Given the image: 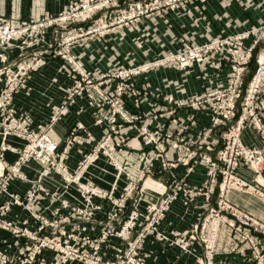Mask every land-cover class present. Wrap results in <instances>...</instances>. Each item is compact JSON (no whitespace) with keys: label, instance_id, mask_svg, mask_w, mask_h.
Here are the masks:
<instances>
[{"label":"built area","instance_id":"built-area-1","mask_svg":"<svg viewBox=\"0 0 264 264\" xmlns=\"http://www.w3.org/2000/svg\"><path fill=\"white\" fill-rule=\"evenodd\" d=\"M123 1L69 0L65 9L58 14H47L43 18L30 20L0 16V136L3 139L0 145V229L19 238L28 237L29 240L35 238L32 236L35 233H32L27 225L20 227L5 218L13 206H25L26 201L33 203L37 198L36 188L26 198L10 189L14 180L26 179L22 168L30 160H35L41 166V177L56 173L68 185H75L85 202L83 208H70L69 214L65 216L60 213V209H57L53 219H48L40 213H33L34 219L40 222L35 232H40L41 236L47 237L48 240V243L42 244L40 241L33 246L39 251L44 248L43 250L52 249L59 252L60 257L55 262L37 256H31L30 259L21 248L20 258L7 255L0 260V264H32L37 261L40 264H66L76 258L86 260L85 262L89 264H147L143 249L149 237L177 246L182 252H190L195 244L201 245L203 251L197 256L195 264H230L226 260L217 258L219 254L217 241L223 225H226L231 230L232 236L239 241V245L232 248L230 254L239 255L253 264H264V247L255 238L256 233L264 235L263 223L250 213L241 211L227 199L228 193L232 190H255L239 178L237 171L241 164L252 168L260 177V185L264 187V152L244 146L240 138L242 130L248 124H254L264 133L262 118L264 50L248 89L245 93L242 92L244 97H242V114L239 121L229 134L223 136V139L228 141L225 142L224 148L218 151L215 160L204 157L212 167L210 179L205 183L204 195L209 198L219 182L218 205L208 206L190 229L165 234L160 231L159 225L171 205L180 196L183 195L185 198L186 183L183 178L178 179L174 175L171 183L150 178L154 171L168 173L189 163V157L185 158V117L181 119L176 116L179 109L192 108V115L190 114L186 119L194 124L197 113L202 111L211 113L212 127L206 129L205 134L236 116V101L242 91L241 79L247 70L252 49L264 40V25L233 37H225L212 44H188L177 53L138 67L113 68L104 73L87 70L72 51L75 45L89 41L111 29L133 27L140 17L148 13L150 15L158 11L163 16L162 11L176 9L185 0L138 1L122 5L120 10L123 11L114 21L109 22L104 18L96 17L99 12L110 14L108 12L110 5L118 6ZM73 23L75 24L71 27ZM93 26L95 27L92 28ZM49 31L52 32V39L47 47L42 48L41 42ZM249 37L254 38L253 46L245 48L244 40ZM229 45L234 48L229 50L228 57H223L231 64L228 87L200 93L187 100L177 101L172 96H166L163 101L169 105V108L164 107V110L159 106L148 112H133L128 108L131 104L135 110L140 109L143 97L150 93L146 88L134 83V76L168 64H173L180 70H187L195 64L209 62L213 52L220 55L223 47ZM14 47L18 49L19 54L16 58H10V51ZM49 57L61 58L68 64L71 84L51 122L33 129L27 117L18 116L13 102L16 95L31 88L32 75L45 65ZM221 63L219 61V64ZM80 98H84L94 110L96 125L104 128V134L99 140L89 134L90 140L95 141L96 145L83 155L79 165L72 170L68 164L70 151L78 140L79 133L86 130L85 126L80 123L74 127L64 140V144L52 136V130L54 124L68 115ZM127 126L134 132V138L144 149V160L140 179L137 181L130 179L117 196L114 191L105 190L90 180H82L81 174L98 159L101 152L105 154L122 152L125 146H128V133L123 131ZM11 135L26 141L24 148L18 151L17 160L12 164L3 161L4 151L14 150L5 142ZM109 145L112 150L107 149ZM207 150L215 149L208 145ZM148 176L149 178H146ZM143 178L144 183L138 188ZM148 182L151 185L149 187ZM37 188H41L39 182ZM198 190V193H202L203 188ZM146 191L152 192L154 197L144 199ZM256 192L261 191L256 190ZM2 198L3 202H1ZM97 199L110 201L112 210L109 213L111 218L105 223L104 233L108 234L103 235L104 239H100V244L96 246L100 248L102 242L108 243L109 236L118 235L123 238L126 234L136 233L131 242L117 249L114 261H104L98 257L91 259L86 250L78 247V244H81L78 239L84 240L83 244L86 247L93 245L90 238L77 239L75 234L60 227V224L70 223L78 216L91 219L94 213L101 209L96 203ZM130 200H133L131 209L128 208ZM143 200H146L144 210L140 208ZM184 203L188 205L189 201ZM127 209H129L128 214ZM124 215H127L125 219ZM114 221L118 223L117 228ZM48 234H54L55 238L50 240ZM0 242H4L1 237Z\"/></svg>","mask_w":264,"mask_h":264},{"label":"crops","instance_id":"crops-1","mask_svg":"<svg viewBox=\"0 0 264 264\" xmlns=\"http://www.w3.org/2000/svg\"><path fill=\"white\" fill-rule=\"evenodd\" d=\"M68 2L69 0H0V16L21 20L39 18L46 12L59 13ZM262 22H264V0H209L205 5L200 2H190L175 11H169L165 17L157 16L143 20L137 30H124L85 44H77L72 51L87 69L104 72L114 66L140 65L167 53L176 52L185 41L204 43L209 37H226L247 31ZM51 39L52 32L49 31L41 42L42 48L47 47ZM138 43L142 44L139 46ZM250 43L251 39L247 44ZM18 54V49L14 47L10 51V58H16ZM68 71L67 64L61 58L49 57L45 65L32 75L31 88L16 95L13 102L14 108L18 116L28 118L33 129L39 125L49 124L57 107L65 99L71 84ZM229 74L230 66L226 63L219 68H212L205 64L194 65L186 71H179L174 67H163L144 73L137 77L135 82L139 87L148 88L150 93L140 109L135 110L131 104L128 108L133 112H148L153 110L154 106L163 104V98L167 95H172L176 99H186L205 89L226 86ZM182 114L186 116L187 112L184 111ZM197 119L198 126L194 128L193 133L210 122V117L205 113H198ZM80 123L86 130L79 133L78 140L71 148L68 164L72 170L96 143L90 140L89 134L99 140L104 134V128L96 125L93 109L84 98H80L71 112L54 124L52 130V136L64 144V140L70 135L72 129ZM128 133L131 141L128 142L129 146L125 153L118 155V158L130 172L129 174L136 177L140 170L142 150L134 138V132ZM242 138L247 146L264 149V138L255 127L245 128ZM5 142L14 150L6 149L3 161L12 164L17 160L18 151L24 148L26 141L11 135ZM2 143L3 139L0 136V145ZM22 171L26 179L11 182V191L26 198L36 188L38 189L37 198L33 203L26 201L25 206H13L5 216L7 220L16 225H27L29 228L36 229L40 222L34 219L33 213H40L48 219H53L57 209H60V213L65 216L69 214L70 208L85 206L84 199L75 185H67L56 173L41 177V166L35 160L28 161ZM177 172L182 173L183 168ZM184 175L179 176L181 178ZM238 175L248 182H252L254 176L245 165L239 166ZM206 176V167L200 165L186 181L190 186H201ZM84 178L105 190L114 191L117 196L127 183L125 176L119 177L115 167L104 156L89 168ZM38 182L40 189L37 188ZM216 197L217 194L213 204ZM229 199L242 210L264 221V203L259 198L252 194L232 191ZM3 201L2 198L1 202ZM184 201L185 198L182 195L171 205L159 225L161 232L170 234L172 231H186L197 223L205 210V198L197 197L188 205H185ZM96 203L101 206V209L94 213L92 219L78 216L70 223H65L63 227L71 233L81 235L100 234L109 220L112 205L110 201L101 199H97ZM141 206L144 210L145 203ZM128 210H126L127 214ZM126 216L124 215V219ZM0 237L4 240L0 242V259L7 255L19 254V250L26 245L24 239H18L1 229ZM260 243L264 247V240ZM112 244L126 246L127 241L114 238ZM237 245H239L238 239H235L231 230L223 225L219 234L217 258L226 260L230 264H252L239 255L230 254V250ZM103 249L107 259L114 258L112 248L104 246ZM143 250L147 264H195L197 256L203 251L201 245L195 244L192 253H185L168 242H159L155 237H149L146 240ZM44 256L48 260L55 258L49 251H46ZM69 264L82 263L71 261Z\"/></svg>","mask_w":264,"mask_h":264},{"label":"rangeland","instance_id":"rangeland-1","mask_svg":"<svg viewBox=\"0 0 264 264\" xmlns=\"http://www.w3.org/2000/svg\"><path fill=\"white\" fill-rule=\"evenodd\" d=\"M138 1H152V0H124L122 3H119V5H110V8L108 9V12L109 13H105V12H99L97 13L96 17L98 18H104L106 21H114L115 18H117L118 14L119 13H122L123 10H120L122 9V5H129L130 3H134V2H138ZM209 0H185V1H182L181 4H180V7H183L184 4L186 5L187 3H190V2H200L202 5H205ZM67 6V5H66ZM65 6V7H66ZM180 7L176 8V9H167L166 11H162L163 13V16H161V12H155L154 14L153 13H148V15H144L142 17H140L138 19V21L136 22L135 26L133 27H124V28H116V29H111L110 31H107L106 33L102 34V35H98L96 37H94L93 39H90L89 41H84V42H81L79 44H85V43H88L90 41H94V40H97V39H100V38H103L107 35H112L114 33H119V32H123L124 30H137L138 27H139V24L145 20V19H153L154 17H165L166 14L169 12V11H175L177 9H179ZM65 9V8H64ZM63 10V9H62ZM61 10V11H62ZM47 14H51L49 12H46L43 16L39 17V18H43L45 15ZM58 14V13H57ZM56 15V14H55ZM107 15V16H106ZM6 18H12V17H6ZM31 19V18H30ZM29 19V20H30ZM75 23H73L71 25V27L74 25ZM264 25V22L260 23L258 26H263ZM258 26H254L253 28L247 30V31H243V32H240V33H236V34H233V35H229V36H226V37H233V36H236L238 34H242V33H245V32H248ZM95 26H93L92 28H94ZM225 37H209V39L204 42V43H197L195 41H185L182 45V47L179 49L181 50L184 46L188 45V44H191V45H205V44H212L214 43L215 41H218L220 39H223ZM251 39V43L250 44H247V42ZM253 43H254V38L252 37H249L247 39L244 40V47L245 48H251L253 46ZM140 44L142 43H138V45L140 46ZM223 52L219 55L217 52H213L211 54V59L209 60V62H206V63H201V64H195V65H208L209 67H212V68H219V67H222L224 65V63L228 64L230 66V74H231V64L230 62H228V60H224L223 57L225 56L228 57V54L229 53V50L234 48L232 45L230 46H224L223 47ZM179 50H177L176 52H172V53H167L165 55H162V56H159L157 58H155L154 60L158 59V58H161V57H164L166 55H170V54H174V53H177ZM264 50V40L259 42V44L255 45V47L252 49V56H251V59L249 61V64H248V67H247V70L246 72L243 74L242 76V79H241V87H242V91H241V94H240V98L238 97V100L236 101V109H235V113H236V116L233 117L232 119H230L229 121H226L225 124H221L219 126H216L213 130H211V132L209 133H204L206 129L208 128H211L212 127V118H213V115L211 113H208V112H199V113H205L206 115H208L210 117V122L208 125H206L205 127H202L200 128L196 133H193L194 131V128H196L198 126V119H197V115L198 113L195 115L196 116V123H192L191 121L187 120L186 117L189 116L190 114L192 115L193 113V110H191L192 108H182V109H179L178 113L176 114V116H178L179 118L181 119H184L185 117V133H184V136H185V158H188L189 157V163L188 164H185V167H180V168H183V172L180 174L177 172L180 168H177L175 169L174 171L172 170L171 172H168V173H159L158 171L153 173L152 176H150L151 180H161V181H165V182H169L171 183V179H173V175L175 178H178V179H184L185 180V183H186V186H185V201H189V203L193 200H195L197 197H204L205 198V201H206V206H205V209L209 206H213V207H216V205H218V200H219V182L218 184L215 186V190L214 192L210 193L211 196H209V198H207L204 193L206 192V189H205V183L209 181V176L211 175V171H212V167L210 166V164L207 162V160L204 158H208V157H211L212 159H216V157L218 156V151L221 150L222 148H224L225 146V142L228 141V139H223V136L229 134L230 130L232 129V127H234L238 121H239V117L241 116L242 114V97H244V94L245 91L248 89L249 85H250V82L253 78V76L255 75L256 73V70H257V67H258V60L260 58V55L262 53V51ZM12 51V50H11ZM75 55V54H74ZM76 56V55H75ZM219 56H222V57H219ZM77 57V56H76ZM55 58V57H53ZM78 58V57H77ZM79 59V58H78ZM80 60V59H79ZM152 60V61H154ZM81 61V60H80ZM152 61H147L143 64H140V65H134V66H130V67H138V66H141V65H144V64H147V63H150ZM219 61H221L222 63L219 64ZM66 63V62H65ZM67 64V63H66ZM83 64V63H82ZM84 66V65H83ZM194 66V65H193ZM67 67H68V64H67ZM85 67V66H84ZM163 67H174L176 69H178L179 71H186V70H180L179 68H177L175 65L173 64H168V65H164V66H158V67H154L153 69H150L148 70L147 72H150V71H154V70H157L159 68H163ZM69 68V67H68ZM86 68V67H85ZM113 68H128V67H124V66H114V67H111L109 69H113ZM87 69V68H86ZM109 69H107L106 71H108ZM189 69V68H188ZM187 69V70H188ZM89 70V69H87ZM91 71V70H89ZM104 71V72H106ZM94 73H104V72H96V71H92ZM147 72H142L141 74L139 75H136L134 76L133 78V81L134 83L136 84L135 82V79L139 76H141L142 74L144 73H147ZM69 74V72H68ZM230 74H229V78H230ZM229 78H228V83L226 84V86H222V87H218V88H213V89H205L203 92L201 93H206V92H211V91H215L219 88H226L229 86ZM137 85V84H136ZM138 86V85H137ZM148 90V88H146ZM200 94V93H199ZM197 94L191 96V97H194L196 96ZM148 95L144 96L143 97V101L145 100V98L147 97ZM167 96H172V95H167ZM166 97V96H165ZM173 97V96H172ZM189 97V98H191ZM175 98V97H174ZM189 98H184V99H176L177 101H180V100H187ZM169 105L166 104V103H163V104H160L159 107H161L162 110H164L165 108L164 107H168ZM154 108H156V106H154ZM94 111V110H93ZM184 111L187 112V115L185 116V114H182ZM95 116V115H94ZM262 118H263V124H264V114L262 115ZM96 119V118H95ZM173 126V125H172ZM172 126H170L171 128H173ZM248 126H253L255 127L259 133L262 135V137L264 138V133L262 131H260L254 124H248L244 127V129L242 130L241 132V135H240V138H241V142L244 146L248 147V148H256V147H249L247 146L244 141H243V138H242V135H243V131L245 130V128H247ZM170 128V129H171ZM123 131H126L127 133L131 131V129L127 126L125 128H123ZM129 135V133H128ZM127 135L128 139L127 141H131V139L129 138V136ZM200 141V142H199ZM96 145V143H95ZM140 145V144H139ZM205 146V147H201V146ZM211 146L213 147L215 150H207V146ZM129 146V145H128ZM128 146H125L124 150L122 152H114V153H111V154H105L104 152H101L99 154V157L98 159L94 160L89 166L88 168H86L82 174H81V179L82 180H86L84 177L87 173V171L89 170V168L94 165L102 156L106 157L110 164L113 165V167H115L116 171L118 172V176H122L124 175L126 180H127V183L126 185L128 184L129 180L132 179V180H139L140 179V171L142 170V166H143V160H144V152H143V148L142 146L140 145L141 147V150H142V158H141V165H140V170H139V174L138 176L134 177L132 176L131 174H129L130 172L124 167V165L122 164V161L119 160L118 158V155H122L125 153L126 149L128 148ZM109 150H112L111 149V145L108 146ZM257 149H260V150H263L264 152V149H261V148H257ZM191 154V155H189ZM80 163V162H79ZM79 165V164H78ZM200 165H204L206 167V179L204 181V183L201 185V186H190L188 183H187V179L193 175L197 170H198V167ZM241 165H244V164H241ZM246 167H248L254 174L253 176V179H252V182H248L244 179H242L239 175V178H241L242 180L246 181L249 185H251L253 188H255V190L253 191H238V190H232V191H238V192H241V193H246V194H252L254 195L255 197L259 198L263 203H264V187L260 185L259 183V176L257 175V173L252 169L250 168L248 165H245ZM185 173V175H184ZM158 174V175H157ZM237 174H238V171H237ZM183 176L184 177H181L180 176ZM47 177V176H46ZM146 178H149L146 177ZM174 178V179H175ZM144 178L142 180H140L139 182V186L138 188L142 187L141 185L144 183ZM15 181V180H14ZM68 185V184H67ZM69 185H73V184H69ZM147 186H151L150 183L148 182L147 183ZM125 188V187H124ZM200 188H203V190L201 191L202 193H198V189ZM256 190H259L261 192H256ZM230 191L228 193V196H227V199L230 201L229 199V195L230 193L232 192ZM262 193V194H261ZM217 194V197H216V200H215V204H213L214 202V199H215V195ZM156 195V194H155ZM154 197V194L150 191H146L144 193V199H152ZM146 200H143L142 203H145V206H146ZM231 202V201H230ZM133 203V200H130L129 201V204H128V208L131 209V205ZM232 203V202H231ZM234 204V203H233ZM235 205V204H234ZM237 208H239L237 205H235ZM142 206H140L141 208ZM142 209V208H141ZM241 211L243 212H246L244 210H242L241 208H239ZM248 213V212H246ZM94 217V215H93ZM92 217V218H93ZM91 218V219H92ZM111 218V217H110ZM109 218V219H110ZM255 219L259 220L261 223H263L264 225V221L254 217ZM63 224H60V227L62 226L63 228ZM40 225V224H39ZM114 225L115 227L117 228L118 227V223L116 221H114ZM20 226V225H18ZM26 226V225H24ZM22 227V226H20ZM39 228V226L37 227ZM52 228L50 227L49 230H51ZM29 230H32L31 232L32 233H35V234H32L33 237L35 238H31L30 240L28 239V237H22V238H19L17 236H13L18 238V239H24L25 242H26V245L25 247H23V251L26 253V257L27 256H30V259H31V256H37L39 258H45L47 259L45 256H44V253L46 251H49L51 253L54 254V259L53 260H48V261H53L55 262L59 257H60V253L55 251V250H52V249H41L39 251V249H36L34 248L35 244H37V242H40L42 244H44V242H47L48 243V240L46 239L47 237H43L41 236V233H37L35 232L36 229H32V228H29ZM105 230H103L100 234H97V235H94V236H90V235H81V234H76V233H73L76 235L77 239L78 237L79 238H90V240L92 241V244H90V247H86L84 243V240H79L81 244H78V247L81 248V250H86L85 252L87 253V255L90 256L91 259L93 258H100L101 260H110V261H114L116 259V254H117V249L120 248V247H123V246H116V245H113L112 244V240L114 238H118V239H122L123 241H127L128 242H131V240L134 238L135 236V232H133V234L129 235V234H126L123 238L118 236V235H113V236H109L108 238V243L107 242H102V244L100 245V248L99 246H96L97 244H100V241L102 239H104V236H107L108 233H104ZM69 232V231H68ZM71 233V232H70ZM104 235V236H103ZM47 236V235H45ZM55 235L54 234H48V237L50 240H52ZM255 238L260 242L262 240H264V235H261V233H256L255 234ZM101 239V240H100ZM38 240V241H37ZM218 242H219V237H218V241H217V247H218ZM82 245V247L80 246ZM104 246H107V247H110L113 249L114 251V258L113 259H107L105 257V254H104ZM30 247V248H29ZM98 247V248H97ZM29 248V249H28ZM203 249V247H202ZM20 252V250H19ZM185 253H192V250L190 252H186ZM13 257L17 258L19 257V254H15V255H12ZM22 256V255H20ZM20 258V257H19ZM3 259V257L1 258ZM0 259V260H1ZM71 261H76V262H79V263H82V264H89L87 262H85L86 260H79L78 258L76 259H71L69 260L66 264H69ZM89 261V260H88ZM16 264H19V263H16ZM32 264H40V262H35V263H32ZM253 264V263H252Z\"/></svg>","mask_w":264,"mask_h":264},{"label":"bare ground","instance_id":"bare-ground-1","mask_svg":"<svg viewBox=\"0 0 264 264\" xmlns=\"http://www.w3.org/2000/svg\"><path fill=\"white\" fill-rule=\"evenodd\" d=\"M92 169V168H91Z\"/></svg>","mask_w":264,"mask_h":264}]
</instances>
